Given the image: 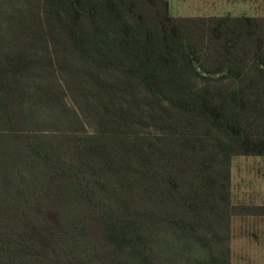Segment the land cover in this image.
Here are the masks:
<instances>
[{
    "label": "trees",
    "instance_id": "obj_1",
    "mask_svg": "<svg viewBox=\"0 0 264 264\" xmlns=\"http://www.w3.org/2000/svg\"><path fill=\"white\" fill-rule=\"evenodd\" d=\"M235 156L264 157V17L0 0V264H242Z\"/></svg>",
    "mask_w": 264,
    "mask_h": 264
},
{
    "label": "rangeland",
    "instance_id": "obj_2",
    "mask_svg": "<svg viewBox=\"0 0 264 264\" xmlns=\"http://www.w3.org/2000/svg\"><path fill=\"white\" fill-rule=\"evenodd\" d=\"M169 1L173 15H195L193 12L176 10V0ZM261 3V14L264 15V0ZM231 190L233 201L237 204L264 205V157L235 156L232 162ZM231 247L233 262L264 264V216L233 218Z\"/></svg>",
    "mask_w": 264,
    "mask_h": 264
},
{
    "label": "crops",
    "instance_id": "obj_3",
    "mask_svg": "<svg viewBox=\"0 0 264 264\" xmlns=\"http://www.w3.org/2000/svg\"><path fill=\"white\" fill-rule=\"evenodd\" d=\"M175 9L184 13H195V15L178 17L209 18L226 15L264 17L261 14L263 9L261 0H176Z\"/></svg>",
    "mask_w": 264,
    "mask_h": 264
}]
</instances>
